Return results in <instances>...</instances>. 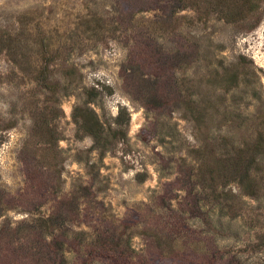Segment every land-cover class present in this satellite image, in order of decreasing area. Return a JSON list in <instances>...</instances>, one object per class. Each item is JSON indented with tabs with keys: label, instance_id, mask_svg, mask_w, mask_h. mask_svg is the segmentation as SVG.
I'll return each mask as SVG.
<instances>
[{
	"label": "rangeland",
	"instance_id": "rangeland-1",
	"mask_svg": "<svg viewBox=\"0 0 264 264\" xmlns=\"http://www.w3.org/2000/svg\"><path fill=\"white\" fill-rule=\"evenodd\" d=\"M251 1L0 0V264H264V158L255 196L231 160L264 131Z\"/></svg>",
	"mask_w": 264,
	"mask_h": 264
},
{
	"label": "trees",
	"instance_id": "trees-1",
	"mask_svg": "<svg viewBox=\"0 0 264 264\" xmlns=\"http://www.w3.org/2000/svg\"><path fill=\"white\" fill-rule=\"evenodd\" d=\"M251 0H239L236 4L228 6L227 19L235 21L244 15L248 10L251 11ZM184 7L186 6L183 5ZM193 7H199L197 3L191 4ZM200 9V7L198 8ZM149 9L145 8V11ZM226 11V9L224 10ZM133 71L132 68L130 69ZM47 77H42V81H46ZM88 95L87 100L74 108L75 121L79 126L82 135L92 136L94 140L93 149L100 150L102 154H106L111 149L113 141L119 138L121 129L105 126L98 112L91 106L95 101L97 91L96 88L85 90ZM116 121H120V114L116 117ZM264 158V131H260L252 142H248L244 146L236 150L232 160V169L234 180L240 184L245 193L255 196L256 185H258L257 173L259 171L260 160ZM221 171L220 168L210 170L211 173Z\"/></svg>",
	"mask_w": 264,
	"mask_h": 264
}]
</instances>
